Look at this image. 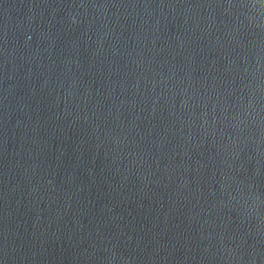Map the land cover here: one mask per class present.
<instances>
[{
  "label": "water",
  "instance_id": "95a60500",
  "mask_svg": "<svg viewBox=\"0 0 264 264\" xmlns=\"http://www.w3.org/2000/svg\"><path fill=\"white\" fill-rule=\"evenodd\" d=\"M0 264H264V2L0 0Z\"/></svg>",
  "mask_w": 264,
  "mask_h": 264
},
{
  "label": "snow or ice",
  "instance_id": "6c2138e0",
  "mask_svg": "<svg viewBox=\"0 0 264 264\" xmlns=\"http://www.w3.org/2000/svg\"><path fill=\"white\" fill-rule=\"evenodd\" d=\"M262 2H264V0H262Z\"/></svg>",
  "mask_w": 264,
  "mask_h": 264
}]
</instances>
